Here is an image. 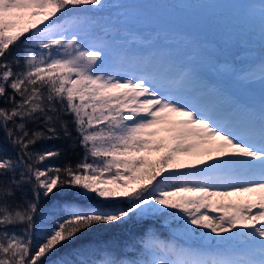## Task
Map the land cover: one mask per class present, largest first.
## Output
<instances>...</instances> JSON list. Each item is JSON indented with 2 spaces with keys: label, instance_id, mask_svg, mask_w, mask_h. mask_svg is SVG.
Returning a JSON list of instances; mask_svg holds the SVG:
<instances>
[{
  "label": "snow or ice",
  "instance_id": "snow-or-ice-1",
  "mask_svg": "<svg viewBox=\"0 0 264 264\" xmlns=\"http://www.w3.org/2000/svg\"><path fill=\"white\" fill-rule=\"evenodd\" d=\"M107 7L0 0V264H264V109L233 91L264 87V60H215L225 79L189 95L190 60L114 47ZM161 218L196 246L161 239ZM129 223L131 255L54 256Z\"/></svg>",
  "mask_w": 264,
  "mask_h": 264
},
{
  "label": "trees",
  "instance_id": "trees-1",
  "mask_svg": "<svg viewBox=\"0 0 264 264\" xmlns=\"http://www.w3.org/2000/svg\"><path fill=\"white\" fill-rule=\"evenodd\" d=\"M237 0H158L159 6L155 9H163L166 14H185V17L178 16L176 18H167L172 26H187L195 33L204 35L201 43H211L215 47L216 57L219 59H235L239 63L242 62V47L250 46L253 50H261L264 47V37L257 30L251 29L247 21L238 16L235 11L234 4ZM107 7L103 14L107 12H118L122 8L127 7L124 0H108ZM127 3V2H126ZM191 16L194 21H187ZM183 27V26H182ZM235 36L233 37L230 36ZM246 41L243 43L242 41ZM246 44V45H245ZM262 47V48H260ZM60 145L62 142H54ZM81 149L76 150L71 158L76 160L79 158ZM63 159V158H62ZM93 202L95 198L92 197ZM55 210L50 209V211ZM148 219V218H145ZM151 230L157 232L161 239L166 241H175L180 244L186 242L185 239L178 235L175 231L179 230L178 223L169 224L160 220H149ZM141 229L134 224L117 225L111 228H101L94 230L79 237L76 242L78 246L65 245L59 253L54 256H62L63 259L72 260H98L107 256L112 247L119 249L128 255L131 252L127 245L131 244L140 233ZM50 259H52L50 257Z\"/></svg>",
  "mask_w": 264,
  "mask_h": 264
},
{
  "label": "rangeland",
  "instance_id": "rangeland-1",
  "mask_svg": "<svg viewBox=\"0 0 264 264\" xmlns=\"http://www.w3.org/2000/svg\"><path fill=\"white\" fill-rule=\"evenodd\" d=\"M126 1L129 2V4H131L132 7H134V9H139L140 11H142V14L144 13V15L146 16L145 18L147 21L155 22V19L160 16L157 14L158 13L157 9H155L156 6L160 7L159 3L156 2L158 0H126ZM261 5H264V0H238L237 2V7L239 9V12H241L240 16L246 19L245 21H247L248 26H250L251 29L260 30V32L264 34V14H262L261 12ZM137 11L132 12V16L136 20L140 17V13H141ZM172 38H174V36ZM187 41H188L187 39H184L183 43ZM117 46L115 47L117 48ZM198 47L200 49L194 48V50H191L190 52H188V59H187L188 62L189 60L191 63L196 62V60L198 59V56L201 57V54L204 53L208 60L201 57L202 58L201 64L210 66L213 62V57L211 53L216 55L213 44L205 42V43H200ZM156 48H157L158 55L155 57V59L159 61L161 64L159 67H162L163 61L159 58H164V55L166 54V48L163 45H161V48H159L158 46ZM119 50L124 51L123 48H120ZM142 52H143V49H141L140 47V49H138V51L135 53L138 54ZM128 53L132 55L131 51ZM252 59L253 61L248 62L247 60L244 63H242L240 67L246 68V69L253 68L254 70H258L257 67L260 64L261 60H264V55H258V56L253 57ZM170 68L173 71L182 68L181 62H175V64L171 63ZM209 75L211 76V78H205L203 80V83H207L210 81L211 84H214V83H217V81L220 82L225 79L224 77L215 73L213 70L212 72L209 73ZM250 85H260V84L258 82H253ZM185 91L187 92V94L192 95V96H196L194 94L199 93V90L193 87V85L185 89ZM242 97L245 99V100L242 99L244 102L250 105H253L256 108L257 113H259L262 109H264V99L256 98L254 95L249 94V93L242 94ZM205 99H208V97H205Z\"/></svg>",
  "mask_w": 264,
  "mask_h": 264
}]
</instances>
